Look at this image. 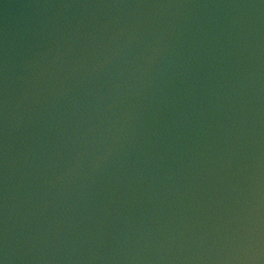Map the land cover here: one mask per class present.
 <instances>
[{
  "label": "water",
  "instance_id": "water-1",
  "mask_svg": "<svg viewBox=\"0 0 264 264\" xmlns=\"http://www.w3.org/2000/svg\"><path fill=\"white\" fill-rule=\"evenodd\" d=\"M0 264H264V0H0Z\"/></svg>",
  "mask_w": 264,
  "mask_h": 264
}]
</instances>
